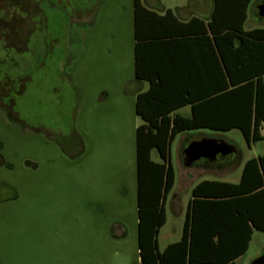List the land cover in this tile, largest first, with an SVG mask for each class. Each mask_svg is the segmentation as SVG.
Returning a JSON list of instances; mask_svg holds the SVG:
<instances>
[{"label": "rangeland", "instance_id": "obj_1", "mask_svg": "<svg viewBox=\"0 0 264 264\" xmlns=\"http://www.w3.org/2000/svg\"><path fill=\"white\" fill-rule=\"evenodd\" d=\"M141 1L159 11L199 5ZM138 91L134 0H0V264H141ZM177 112L191 116L190 106ZM200 135L236 151L187 167L182 150ZM259 155L264 139L249 145L239 129L178 133L158 250L181 240L200 181L237 183L245 162ZM151 156L162 162L156 149ZM262 255L264 231L255 229L236 262Z\"/></svg>", "mask_w": 264, "mask_h": 264}, {"label": "trees", "instance_id": "obj_2", "mask_svg": "<svg viewBox=\"0 0 264 264\" xmlns=\"http://www.w3.org/2000/svg\"><path fill=\"white\" fill-rule=\"evenodd\" d=\"M253 1L213 0L208 17L181 19L171 8L159 13L134 0L135 78L150 82L135 102L142 119L136 128L141 264H237L253 231H264V155H259L245 162L237 183L200 181L181 240L157 248L175 181L170 159L175 136L199 128L239 129L249 145L264 139V27H245ZM185 106L189 117L177 112ZM153 149L162 162L152 159Z\"/></svg>", "mask_w": 264, "mask_h": 264}, {"label": "water", "instance_id": "obj_3", "mask_svg": "<svg viewBox=\"0 0 264 264\" xmlns=\"http://www.w3.org/2000/svg\"><path fill=\"white\" fill-rule=\"evenodd\" d=\"M260 18H264V2L256 9ZM235 148L222 139L210 138L205 135L193 137L182 150L185 166L190 167L200 159L215 161L219 155H229ZM251 264H264V255L259 256Z\"/></svg>", "mask_w": 264, "mask_h": 264}, {"label": "crops", "instance_id": "obj_4", "mask_svg": "<svg viewBox=\"0 0 264 264\" xmlns=\"http://www.w3.org/2000/svg\"><path fill=\"white\" fill-rule=\"evenodd\" d=\"M263 2H264V0H255L251 4V6L249 8V13H248V19L246 22V23H248V26H249L247 29L254 28V27H261V24L264 23V19L260 18L259 15L257 14V11H256L258 6H260ZM191 5L192 4H190V5H178V6H176L175 9H173L172 7H171V9L174 10V12L181 19H188L192 15H201L204 17H208L210 15V12L212 9L213 0H199V5L196 8H193V6H191ZM146 6L152 10L159 12V13H163L166 9L170 8V7H168V8L162 7V9L159 11L158 9H156V5L154 3H149ZM137 82L139 83V89L140 90L145 91V90H148L150 87V82L147 80L137 81ZM145 84H148L147 89H145Z\"/></svg>", "mask_w": 264, "mask_h": 264}]
</instances>
